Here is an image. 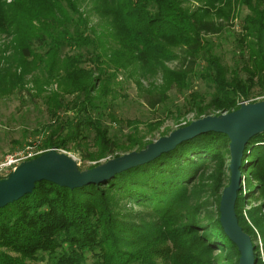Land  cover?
Segmentation results:
<instances>
[{"label": "trees", "instance_id": "trees-1", "mask_svg": "<svg viewBox=\"0 0 264 264\" xmlns=\"http://www.w3.org/2000/svg\"><path fill=\"white\" fill-rule=\"evenodd\" d=\"M93 2L92 11L112 18L111 36L121 55L141 74L153 70L160 76V92L147 101L151 108L167 102L171 89L192 91L185 113H193L196 121L234 112L264 95V0H205L207 7L192 12L183 0ZM240 8L248 14L235 47L240 61L231 68L216 52L213 37L223 34V22L239 16ZM3 32L16 37L22 65L31 58L40 67L48 59L52 69L61 47L99 48L76 0H0ZM99 58L91 55L90 62L100 64ZM83 61L79 53L62 62L56 83L70 96L66 110L72 115L59 117L64 96L47 98L51 131L40 149L77 152L81 142L91 143L96 152L81 156L89 162L143 150L152 141L122 134L113 125L111 131L104 122H119L106 100L118 69L92 70ZM166 63L175 66L170 70ZM193 76L211 90L208 100L193 91ZM23 88L22 78L11 80L0 68V96ZM228 145L224 134L209 132L97 186L69 190L35 184L31 194L0 210V264H238L237 248L219 222V200L229 184ZM240 172L235 215L252 241L256 264H264V132L244 148ZM245 199L256 205L246 209Z\"/></svg>", "mask_w": 264, "mask_h": 264}, {"label": "rangeland", "instance_id": "rangeland-1", "mask_svg": "<svg viewBox=\"0 0 264 264\" xmlns=\"http://www.w3.org/2000/svg\"><path fill=\"white\" fill-rule=\"evenodd\" d=\"M94 5L95 2L93 0H76L77 9L83 15L87 28L92 29L94 32L92 35L90 33L91 38L99 39V42L95 43L96 46L99 45V48L93 51L94 46L92 45L80 49L61 47L52 69H49L50 62H47L48 59H45V62L40 67H37L31 58L22 65L19 61L18 44L14 42L16 37L6 32L0 33V68L4 70L5 74L9 73L11 80L16 76L22 78L24 83V88L21 91L0 96L1 178H4L12 167H16L21 162L34 159L45 152L39 146L42 145L51 131L49 128L51 120L46 103L48 97L53 93L64 96V107L59 110V117L63 116L65 118L72 115V112L66 110L71 98L66 95L63 87L56 83L57 76L61 75L62 72V62L67 55L83 54V67H89L92 70H95L96 66H100L110 73H114L115 70L113 69H118V71H115L116 78L113 79V87H111L113 93L106 99L109 104L113 105L116 119H119L117 123H113L107 118L105 119V125L111 131L114 128L122 130V134L142 136L146 142H155L161 138L162 133L169 135L178 129L180 125L183 126L187 122L195 121L193 113H185V99L192 91H182L180 93L171 89L167 93V102L151 108L147 101L152 98L153 94L160 92L158 89L161 84L160 76L154 73L153 70L141 74L127 55H121L115 39L111 36L114 32L111 23L112 18L98 16L91 10ZM183 6L190 12L196 8L207 7L205 0H183ZM210 10H213V12L209 16L213 18L214 9L210 8ZM239 12V16H236L234 20L230 19L228 22H223L224 31L221 36L213 37L216 52L224 57L225 62L231 68L237 67V63L240 61L239 53L237 54L235 47L241 37L242 18L248 14V10L240 8ZM96 54H100V64L90 62V56H95ZM165 65L172 70L175 63H166ZM48 75L52 79H49ZM191 79L193 91L204 95L208 100V94L211 92L208 86L197 77L193 76ZM261 101H264V95L246 103L253 104ZM176 115L178 120L174 118ZM112 125L113 128L111 127ZM80 145L81 149L77 152H66L63 150H59V152H64L72 157L81 171L88 169L89 166L105 162V159L98 162L82 160L81 156L86 151L94 153L96 152V147L87 142H81ZM109 159L113 158L108 157L107 160ZM11 160L15 162L13 166L1 168ZM245 194L247 196V192ZM245 201L249 202L245 207L246 209L251 204V207L256 205L247 199ZM211 202L214 206L215 199L211 200ZM133 209L135 212L138 211L137 208ZM254 244L258 246L262 256V241L258 235L254 239Z\"/></svg>", "mask_w": 264, "mask_h": 264}, {"label": "water", "instance_id": "water-1", "mask_svg": "<svg viewBox=\"0 0 264 264\" xmlns=\"http://www.w3.org/2000/svg\"><path fill=\"white\" fill-rule=\"evenodd\" d=\"M209 132L224 134L229 140V184L222 191L218 208L221 228L237 248L238 264H256L252 241L238 224L235 202L243 180L240 172L243 150L252 137L264 132V101L241 103L234 112L200 118L146 145L141 151L109 159L83 171L72 157L52 148L34 159L21 162L0 178V210L31 194L39 182L69 190L97 186L117 174L156 160L183 141Z\"/></svg>", "mask_w": 264, "mask_h": 264}, {"label": "built area", "instance_id": "built-area-1", "mask_svg": "<svg viewBox=\"0 0 264 264\" xmlns=\"http://www.w3.org/2000/svg\"><path fill=\"white\" fill-rule=\"evenodd\" d=\"M15 162L14 161H9L6 165H3V167L1 168H10L11 166H13ZM14 169V167L11 168L10 172Z\"/></svg>", "mask_w": 264, "mask_h": 264}]
</instances>
